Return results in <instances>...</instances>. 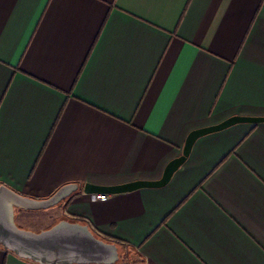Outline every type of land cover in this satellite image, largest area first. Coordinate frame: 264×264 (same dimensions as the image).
Wrapping results in <instances>:
<instances>
[{"label": "crops", "instance_id": "obj_1", "mask_svg": "<svg viewBox=\"0 0 264 264\" xmlns=\"http://www.w3.org/2000/svg\"><path fill=\"white\" fill-rule=\"evenodd\" d=\"M233 115L264 116V0H0V185L157 180ZM75 193L54 225H89L117 264H264V122L199 137L164 186ZM0 264L41 263L0 244Z\"/></svg>", "mask_w": 264, "mask_h": 264}, {"label": "water", "instance_id": "obj_2", "mask_svg": "<svg viewBox=\"0 0 264 264\" xmlns=\"http://www.w3.org/2000/svg\"><path fill=\"white\" fill-rule=\"evenodd\" d=\"M264 122V116L233 115L220 123L191 131L183 152L172 159L160 179L136 180L117 185L67 183L44 199L23 195L8 185H0V244L20 257L41 264H117L120 259L118 246L97 237L89 225L60 220L40 232L20 228L15 221V209L42 210L61 203L80 188L86 194L130 192L144 187L166 185L175 171L186 161L195 141L208 133L219 131L237 123Z\"/></svg>", "mask_w": 264, "mask_h": 264}, {"label": "rangeland", "instance_id": "obj_3", "mask_svg": "<svg viewBox=\"0 0 264 264\" xmlns=\"http://www.w3.org/2000/svg\"><path fill=\"white\" fill-rule=\"evenodd\" d=\"M59 206H52L47 209L36 210L41 211L40 214L34 216L27 222H21L19 218H16V223L18 226L25 230L39 232L45 229H48L54 225L56 222V211ZM18 211H21L18 209Z\"/></svg>", "mask_w": 264, "mask_h": 264}, {"label": "built area", "instance_id": "obj_4", "mask_svg": "<svg viewBox=\"0 0 264 264\" xmlns=\"http://www.w3.org/2000/svg\"><path fill=\"white\" fill-rule=\"evenodd\" d=\"M97 197L101 200H106L108 198V194L101 193L98 194Z\"/></svg>", "mask_w": 264, "mask_h": 264}, {"label": "trees", "instance_id": "obj_5", "mask_svg": "<svg viewBox=\"0 0 264 264\" xmlns=\"http://www.w3.org/2000/svg\"><path fill=\"white\" fill-rule=\"evenodd\" d=\"M74 196H78V193H75Z\"/></svg>", "mask_w": 264, "mask_h": 264}]
</instances>
